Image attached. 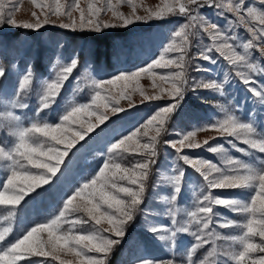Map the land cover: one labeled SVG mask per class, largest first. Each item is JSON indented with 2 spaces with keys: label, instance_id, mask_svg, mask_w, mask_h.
<instances>
[{
  "label": "snow or ice",
  "instance_id": "1",
  "mask_svg": "<svg viewBox=\"0 0 264 264\" xmlns=\"http://www.w3.org/2000/svg\"><path fill=\"white\" fill-rule=\"evenodd\" d=\"M31 2L40 9V14L32 11L33 20L18 21L16 13L19 3L8 7L5 0H0V27L8 25L39 32L51 24L71 31L100 33L105 29L126 28L137 22L148 23L169 15L187 18V22L172 33L159 57L146 67L132 72L122 71L109 79H94L85 73L83 80L87 81L86 86L91 89V102L69 101L59 117V122L49 123L40 117V113L55 103L62 86L78 67L75 57L65 64L57 61L55 78L42 84L35 118L31 119L29 126H24L20 115L8 112L5 116L10 129L7 134L15 138L11 146L0 142V164L10 173L6 175L5 182L0 184L3 189L0 191V205L6 207L7 214L3 219L7 221L15 215V206L25 196L44 185L51 186L59 179L58 173L64 174L62 166H68L65 158L79 141L104 124L110 116L126 111L120 104L121 100L126 99L128 107L134 108L136 105L132 96L137 91L143 97L141 103L159 100L165 92L173 99L174 103L159 107L146 123L137 127L130 135L111 143L102 166L90 179L66 195L58 214L16 236L14 241L0 244V264H53L54 261H59V264H74V261L75 264H106L108 254L121 242L126 235V226L140 210L151 168L157 164L164 168L166 162L158 160V137L162 131H167L165 122L178 109L184 99L185 90L191 88L195 92L197 89H204L221 97L225 95L227 74L219 82L193 80L190 85L187 76L191 67L190 61L201 59L216 64L217 61L211 53H218L230 65L247 69L246 72H237L236 75L248 85L252 74H264V67L252 62L254 49L258 48L260 56L264 57V11L255 6L246 7L245 0H230L227 5L223 0H165L163 6L155 10L145 8V15L137 14L136 10L140 5L133 0H115V3L113 0H86L84 7H81V0H71L70 3L67 0ZM122 3L128 4L132 9L127 15L120 11ZM258 3L264 5V0H258ZM213 6L218 10L226 7L227 12L232 13L235 19L227 20L226 25L221 27L200 14L201 8ZM74 13H78V16ZM102 13H110L112 19H102ZM218 15L224 14L218 12ZM53 16L57 20L65 17L68 22L60 20L57 24V20L52 19ZM252 20H257L259 26L252 24ZM236 23L244 25L250 33L246 41L234 34L233 24ZM202 34L210 38V43L204 42ZM193 47L197 51L186 59ZM238 48L242 51H238ZM156 69L168 71L158 75ZM195 71L209 69H203L196 64ZM4 75V70L0 69V77ZM142 75L153 78L154 87L159 88L157 94L147 95L139 86ZM157 76L159 85L156 84ZM31 85L32 73L29 69L19 81L18 91L27 95ZM74 87L76 91L81 90L80 78L74 81ZM249 91L254 102L264 106V84L259 89L251 87ZM11 107L26 109L28 104L15 100ZM217 107L224 113L223 118L215 119L210 125H202L192 131L175 133L177 139L164 141L174 151V159L182 160L185 165L190 166L204 182L200 187V194L195 197L194 210L184 211L177 206V202L183 191L185 171L181 168H170L166 169L168 174L162 175L163 186L171 189L170 194L161 196L166 205L163 215L170 219V226L151 224L145 230L158 247L169 253L170 258L152 256L150 250L144 247L137 251L132 264H264V158L255 156L256 152L264 154V134L259 133L251 122L254 114L250 113L249 122H244L229 113L223 104ZM83 115L95 117L96 123L88 121L86 126L81 123L79 130L71 132L69 137L67 134L72 124ZM4 126L0 123V127ZM209 129L216 131L221 137H232L247 145V148L238 147L233 140L226 141L232 149L244 156H255L256 162L233 158L228 155V150L223 145L205 148V151L220 155L221 165L181 154L185 149L195 150L208 145V140L203 141V144L197 140V133ZM149 131L153 132L151 136ZM142 137H148L147 142L142 144ZM60 145H64V148L61 149ZM129 153L134 155L130 165H126L124 161L128 159ZM188 179L191 181L193 177ZM217 189L242 190L248 195L246 199L213 195V190ZM217 207L242 214L245 217L243 223L227 219L215 210ZM214 218H219L215 226ZM217 227H235L241 231L238 235L222 236L216 231ZM10 230L8 227L0 230V242L5 241ZM181 236L191 237V243L182 240ZM218 240L226 242L221 250H218L216 244ZM205 245H211L210 250L202 258L194 260L197 251ZM255 253L261 255L254 256ZM180 255L183 256L182 259H175ZM62 256H72L73 259H63ZM33 257H52V260L32 259Z\"/></svg>",
  "mask_w": 264,
  "mask_h": 264
},
{
  "label": "rangeland",
  "instance_id": "2",
  "mask_svg": "<svg viewBox=\"0 0 264 264\" xmlns=\"http://www.w3.org/2000/svg\"><path fill=\"white\" fill-rule=\"evenodd\" d=\"M37 2H40V0H37ZM47 2L51 3V0H47ZM67 2L70 3L71 0H67ZM133 2L140 5L136 10L137 14L145 15V8L155 10L159 6H163L165 0H133ZM223 2L227 5L230 0H223ZM5 3L8 7H11L13 3H19L20 7L16 13L18 21L33 20L34 18L31 16L32 11L40 14V9L36 8L31 0H5ZM85 3L86 0H81V7H84ZM113 3H115V0H113ZM245 6H255L264 11V5H260L258 0H245ZM120 11L127 15L132 9L128 4L122 3ZM218 12H223L224 15H218ZM200 14L221 27L226 25L227 20L235 19L232 13L227 12L226 7L219 10L214 6L203 7L200 9ZM74 15L78 16V13H74ZM101 18L105 20L112 19L110 13L107 15L102 13ZM52 19L57 20L54 16ZM246 19L249 18L246 17ZM60 20L68 22L65 17H61ZM60 20H57V24ZM186 22V17L169 15L163 19H153L148 23L137 22L126 28L105 29L100 33L93 31H71L51 24L46 25L39 32L14 28L8 25L0 27V69H3L5 73L4 77H0V123L5 125L4 127H0V142L6 146H11L15 142V138L7 134L10 131L5 119L8 112L20 115L24 126H29L31 119L35 118L41 86L44 82H50L55 78L58 60L60 64H65L75 57L78 67L74 69L69 80L62 86L55 103L49 109L40 113V117L49 123L59 122V117L69 101L74 100L76 103L91 102V89L86 86L87 81L83 80L85 73L94 79H109L122 71L132 72L141 67H146L153 59L159 57L163 46L169 41L172 33ZM251 23L259 26L257 20H252ZM233 30L234 34L240 36L243 41H246L250 36L244 25L233 24ZM202 35L204 42L210 43V38L206 34ZM99 36L109 37L105 41H99L96 39ZM94 39L98 42H94ZM237 50L242 51L239 48ZM196 51L195 47L191 48L189 57H186V59H189ZM172 55L174 54H170V56ZM211 55L216 59V64H211L201 59L190 61L191 67H189L187 73L189 84L191 85L193 80H203L205 82L216 80L219 82L227 74L228 83L225 84V95L221 97L210 90L204 89H197L195 92L191 88L185 90L184 99L180 102L178 109L171 114V119L165 122L164 127L167 131H162L161 136L158 137L160 141L157 145L158 160L166 162L164 168H161L160 164L151 168L146 181L144 201L140 206V210L137 212L134 220L126 226V235L121 242L115 245L108 254L106 264H132L137 251L144 247L150 250L152 256L170 258L169 253L158 247L145 230L151 224L170 226V219L163 215L166 205L161 200L162 195L170 194L171 192L170 188L163 186L162 175L168 174L166 173V169L181 168L185 171V177L182 182L183 191L178 198L177 206L181 207L184 211L194 210V200L200 194V187L203 183L199 179H196L195 176L198 174L194 173L190 166L185 165L182 160L174 159V151L164 141L177 139L178 137L175 133L192 131L196 127L210 125L215 119L223 118L224 113L217 107L219 104H223L229 113L236 115L242 121L249 122L250 114L245 101L240 104L238 111L235 104L236 97L231 96L232 94L229 90H233L235 86L246 88L248 92H250L249 89L251 87L259 89L260 85L264 84V74H252V80L248 85H245L236 73L246 72L247 69L230 65L218 53L213 52ZM252 62L264 67V57L260 56L258 48L252 51ZM196 64L201 65L203 69H209V71H195ZM29 69L32 73V85L31 90L25 95L23 92L18 91V83L23 78V75L27 74ZM155 71L159 75L164 74L168 70L156 69ZM77 78H80V91H76L74 87V81ZM156 84H160L158 76ZM139 86L143 88L147 95H155L159 91V88L153 85V78L148 75L141 76ZM142 99L143 97H141L139 91L133 94L132 101L136 105L134 108L128 107L126 99L121 100L120 104L125 107L126 111L110 116L104 124L99 125L93 132L85 136L84 140L79 141L69 152L68 157L65 158V163L68 166L67 168L62 166L64 174L60 175L58 173L59 179L54 181L51 186L44 185L42 188L36 189V191L25 196L24 200L15 206V215L9 218V220L3 219L7 214V210L4 205H0V230L5 227L11 229L6 234L5 241L0 242V244L14 241L16 236L25 233L26 230H29L38 223L47 222L48 219L58 214L66 195L82 182L90 179L102 166L106 159L105 153L111 143L123 136L130 135L137 127L146 123L147 119L159 107L174 103L173 99L168 97L166 92L159 100H147L141 103ZM15 100L27 103L28 108L13 109L11 104ZM250 113L254 114L251 122L255 126V123L259 122L257 111H251ZM88 121L96 123L95 117L83 115L79 118V121L72 124L71 130L67 135L70 137L71 132L79 130L81 123H84L86 126ZM256 128L259 133L264 134V127ZM152 134L153 132L149 131V136ZM210 137H214V139H210ZM229 139L237 143L238 147H248L241 142L235 141L232 137H221L216 131L209 129L208 131L197 133V140L202 144L203 141L208 140V145L195 150L185 149L181 154H188L195 159H207L221 165L222 160L220 155L205 151V148L223 145L228 150V155L233 158L248 160L252 163L256 162L255 156L264 158V154L258 152L253 157L244 156L231 148L226 142ZM147 140L148 137L140 138L142 144L147 142ZM60 148L63 149L64 145H60ZM253 151L255 152V150ZM74 153L75 155H73ZM133 155L132 153L128 154V159L124 161L126 165H130ZM8 174L10 173L0 164V184L5 182V177ZM189 177H193V179L190 181ZM2 190V187H0V191ZM223 192H226L225 195H222ZM213 195L246 199L248 193L242 190L217 189L213 190ZM215 210L219 211L227 219L237 223H243L245 219L242 214L231 213L220 207H217ZM217 219L219 218H214L213 226L216 225ZM216 231L220 232L222 236H231L240 234L241 230L235 227L229 229L217 227ZM180 238L188 243H191L192 240L191 237L185 238V236H181ZM257 242H259V238H257ZM216 244L218 250H221L226 245V242L218 240ZM206 246L197 251L194 260L200 259L207 254L211 245ZM253 255L257 256L261 254L255 253ZM62 258L73 259L72 256H62ZM113 258H116L115 261H112ZM182 258V255L175 257L177 260ZM32 259H47L51 261L52 257H33ZM221 259L224 258L221 257ZM53 264H59V261H54Z\"/></svg>",
  "mask_w": 264,
  "mask_h": 264
},
{
  "label": "trees",
  "instance_id": "3",
  "mask_svg": "<svg viewBox=\"0 0 264 264\" xmlns=\"http://www.w3.org/2000/svg\"><path fill=\"white\" fill-rule=\"evenodd\" d=\"M109 36H102V37H96V39H98L99 41H105L107 40ZM94 42H98V41H95L94 39ZM233 88V86H232ZM231 92V96H235L236 100H235V104L237 105V110L240 109V104L245 101L246 103V106L249 110V114L251 111H257V114H258V117H259V122H256L255 123V126L258 127V128H261V127H264V123H263V118H264V112H263V106L260 105L259 103L257 102H254V98L252 96V93L251 92H248V90L246 88H243V87H237L235 86V88H233V90H229ZM239 111V110H238ZM239 113V112H238ZM193 173V172H191ZM196 179L200 180L201 183H204L202 178L199 177L198 175L195 176ZM205 191H207V189H205ZM226 192H223L222 195H225ZM185 238H189V236H185ZM209 245H207L206 247H208ZM157 257H160V256H157ZM116 258H113L112 261H115Z\"/></svg>",
  "mask_w": 264,
  "mask_h": 264
}]
</instances>
